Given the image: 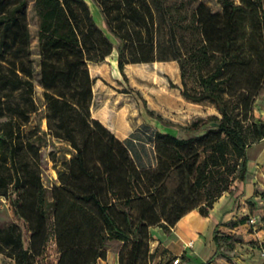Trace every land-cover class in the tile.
<instances>
[{
  "label": "trees",
  "instance_id": "trees-1",
  "mask_svg": "<svg viewBox=\"0 0 264 264\" xmlns=\"http://www.w3.org/2000/svg\"><path fill=\"white\" fill-rule=\"evenodd\" d=\"M30 1L38 18L46 130L36 123L26 131L38 110ZM219 1L220 10L197 1L183 21L165 0H95L113 42L85 0H0V196L18 221L0 227V248L8 247L16 264H94L105 258L109 240L119 242L117 264H150L151 227L167 230L193 208L207 215L233 178L245 179V148L264 138V121L247 110L264 87V0ZM153 8L178 62L181 95L211 102L220 116L186 125L165 121L138 92L147 113L178 132L156 129L155 163L139 165L127 145L91 114L94 77L88 61L115 49L117 70L128 80L125 63L164 60L154 55ZM187 66L199 87L188 86ZM209 121L216 124L204 126ZM46 134L73 152L58 169L59 184L49 189L37 163ZM212 239L213 257L220 249L215 233Z\"/></svg>",
  "mask_w": 264,
  "mask_h": 264
},
{
  "label": "rangeland",
  "instance_id": "rangeland-1",
  "mask_svg": "<svg viewBox=\"0 0 264 264\" xmlns=\"http://www.w3.org/2000/svg\"><path fill=\"white\" fill-rule=\"evenodd\" d=\"M85 1L94 22L111 41L115 42V36L108 30L98 4L95 0ZM197 1H204L212 10L221 9L219 0H194L192 2L189 0H165L166 3L172 4V11L175 15L180 16L183 21L190 19L192 5H195ZM234 1L239 2V0ZM153 14L156 28L154 55L157 58H165L164 60L172 61L171 63L174 64L160 62L161 60L159 59L155 61L127 62L124 65V70L128 80H125L116 67L115 49H112L111 53L102 60L88 61L90 74L94 77L91 114L96 115L101 110L106 112L109 117L113 116L114 123L110 124L112 131L118 129L121 122L130 125L128 136L121 140L127 145L139 165L155 163L154 132L156 129L173 134L178 132L177 128L165 125L157 118L149 115L138 92L145 98L146 105L165 121H174L186 125L198 117L207 119L213 114L220 116L211 102L204 101L191 104L190 102L192 101L181 95L180 69L178 62L172 59L167 47L166 27L160 18L157 8H153ZM27 16L31 33V56L34 65L32 79L35 83L38 110L25 123L24 129L27 131L38 123L41 129L46 130V119L43 117L44 98L40 82L38 41L36 36L38 18L33 10L32 1L28 4ZM185 34L187 38H190L189 32L186 31ZM127 55L130 57V52ZM186 75L189 87H199L195 77L196 73L189 66H187ZM177 100L185 102L184 107L176 105ZM247 110L251 118L257 121H264V87H260L251 97ZM42 139L37 163L41 181L49 189L53 185L59 184L58 169H62L65 166L66 159L73 152L68 149V146H64L62 142L47 134L43 135ZM236 181L237 179L233 178L226 191L238 192L239 183ZM262 216H264V212L260 214L261 219ZM242 217H245L244 224L239 225L238 220ZM12 221L18 222L8 199L0 196V227H4ZM251 225L247 214L240 216V218L235 216L225 221H218L211 232V239L213 233L217 236L220 249L215 257L209 255L208 237L206 235L201 236L200 244L194 242L193 246L188 249H182V241L178 237L163 246L158 242H154L151 236L150 251L155 254L152 256L150 264H172L171 259L175 256V253L179 257L177 264H237V257L248 255L249 253L246 254L243 250L250 249V247L252 255L261 256V247L258 246L260 244L259 239L250 235L253 231ZM173 226L167 230H162L168 236L175 235L174 230H172ZM118 245V241L109 240L105 258H98L94 264H115ZM252 248L257 249L253 250ZM172 250L175 253H172ZM8 252V247L0 248V264H16L14 258ZM49 252V258L53 261L57 254L55 242H51Z\"/></svg>",
  "mask_w": 264,
  "mask_h": 264
},
{
  "label": "crops",
  "instance_id": "crops-1",
  "mask_svg": "<svg viewBox=\"0 0 264 264\" xmlns=\"http://www.w3.org/2000/svg\"><path fill=\"white\" fill-rule=\"evenodd\" d=\"M160 62H169V60H161ZM191 104H197L190 102ZM185 102L176 101V105L184 107ZM194 106V105H189ZM91 106V111H92ZM93 117L99 119L104 125L111 130V125L114 123L113 116L109 117L106 112L99 111ZM129 124L120 123L118 129L112 131L114 134L123 139L128 136L130 129ZM245 155L247 159V174L244 180H237L239 183L238 192L224 191L208 209L207 215H202L198 208H193L182 215L172 227L174 234L168 236L164 233L162 228L153 226L150 228V234L154 242H158L166 246L177 237L182 241V249H188L186 243L191 240L192 246L195 243L200 244L201 236L208 237L209 255L212 256L215 250L214 242L211 239V232L218 221H225L230 217L249 215V218L254 219L252 225L251 236L259 239L260 255H252L250 249L243 250L248 255L237 257V264H264V219L260 218V214L264 212V138H260L245 148ZM239 225L244 222L238 220ZM256 250L257 248H252ZM172 253H175L173 250ZM176 255V253L174 254ZM173 256V255H172ZM216 256V255H215ZM213 256V257H215ZM117 264V254L116 263Z\"/></svg>",
  "mask_w": 264,
  "mask_h": 264
},
{
  "label": "built area",
  "instance_id": "built-area-1",
  "mask_svg": "<svg viewBox=\"0 0 264 264\" xmlns=\"http://www.w3.org/2000/svg\"><path fill=\"white\" fill-rule=\"evenodd\" d=\"M250 222H251V223H254L255 221H254L253 218H250ZM186 245L189 246V247L192 246V241L189 240V241L186 243ZM171 262H172V264H177V263L179 262V257H178L177 255H175L174 257H172Z\"/></svg>",
  "mask_w": 264,
  "mask_h": 264
},
{
  "label": "water",
  "instance_id": "water-1",
  "mask_svg": "<svg viewBox=\"0 0 264 264\" xmlns=\"http://www.w3.org/2000/svg\"><path fill=\"white\" fill-rule=\"evenodd\" d=\"M216 122L215 121H209L207 123L204 124V126H207V125H215Z\"/></svg>",
  "mask_w": 264,
  "mask_h": 264
}]
</instances>
